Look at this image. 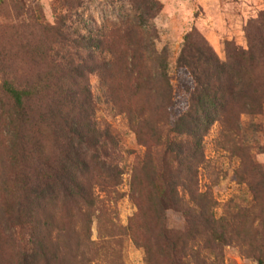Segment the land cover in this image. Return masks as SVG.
Wrapping results in <instances>:
<instances>
[{"label":"trees","instance_id":"obj_1","mask_svg":"<svg viewBox=\"0 0 264 264\" xmlns=\"http://www.w3.org/2000/svg\"><path fill=\"white\" fill-rule=\"evenodd\" d=\"M148 1L162 10L154 0H143L145 6ZM260 25L245 28L247 49L232 41L225 43L226 61L219 59L201 34L188 33L176 61L177 77L186 82L179 85L183 98L171 81L165 56L158 59L155 79L136 25L121 21L96 30V36L78 33L91 44L79 51L80 59L90 61L107 102L127 117L145 149L132 166L131 199L137 203L138 215L157 224L154 238H133L143 248L147 264H156L159 236L164 240L161 251L172 264H181L185 257L209 264L199 255L200 245L207 249L211 240L226 242L232 232L241 237L264 232V168L246 142L238 143L244 116L250 118L252 128L262 131L256 119L264 113V14ZM62 59L65 66L44 81L29 78L21 85L14 80L0 83L1 118L8 121L10 132L8 154L19 172L16 203L8 213L18 235H28L26 244L24 237L20 242L21 264H92L85 258L96 245L92 224L107 215L106 199L117 194L122 184L124 172L115 153L111 156L106 151V133L86 122L81 116L84 111L75 108L90 104L87 97L81 101L87 88L76 89L83 74L72 68L69 54ZM68 80L71 85L66 88ZM51 94L54 105L48 104ZM38 104L40 111L34 109ZM40 124L66 132L63 139L57 134L56 150L42 143ZM215 124L233 144L239 182L251 194L252 206L246 210L249 221L238 213L232 231L230 223L217 217V201L200 180L206 163L204 140ZM169 211L185 218L181 246L170 237ZM190 243L197 247L190 248ZM258 263L264 264V251Z\"/></svg>","mask_w":264,"mask_h":264},{"label":"rangeland","instance_id":"obj_2","mask_svg":"<svg viewBox=\"0 0 264 264\" xmlns=\"http://www.w3.org/2000/svg\"><path fill=\"white\" fill-rule=\"evenodd\" d=\"M154 1L162 6L161 11H157L156 5L150 1L145 6L143 0L136 3L126 0H0V83L14 80L21 85L29 78L44 81L48 75L58 74L59 68L65 66L63 55L69 54L72 68L83 74L78 80L79 88H75H87L81 101L86 97L90 100V104L80 103L75 108L84 111L81 116L86 122L106 133V151L111 156L115 153V161L124 172L119 192L106 199L107 215L101 221L95 219L92 224V241L96 245L85 255L92 264H147L143 248L137 246L133 238L140 237L144 241L148 237L154 238L157 224L152 218L138 215L137 203L131 199L132 166L138 157L143 156L145 149L139 145L127 117L119 115L107 102L90 61L80 59L79 51L90 48L91 44L80 39L78 33L89 37L92 32L91 35L96 36V30H105V26L121 21L136 25L143 35L155 79L159 77L158 59L165 56L171 81L183 98L185 95L179 85L186 82L177 77L176 61L185 36L192 31L198 32L219 59L226 61L225 43L232 41L247 49L249 41L245 28L249 24L261 26V15L264 14V0ZM70 75L75 77L73 73ZM66 83L68 88L71 83L69 80ZM53 98L51 94L49 105L56 103ZM39 107L40 104L34 105V109L40 111ZM8 108L6 106V110ZM71 109L68 106L67 111ZM2 114L0 102V264H21L24 252L19 250L20 242L24 237L26 244L28 235H18L8 213L16 203L19 172L9 158L10 132L8 121L1 118ZM36 120L39 121V115ZM256 120L262 131L250 126L249 117H243V137L238 143L246 142L254 160L264 168V113ZM40 129L42 143L51 149L58 148L57 134L60 139L67 136L66 132L55 131L47 125L40 124ZM204 149L206 163L200 173L202 188L211 191L217 201V217L230 223L229 230L232 231L238 213L243 221H249L246 210L252 206L251 194L247 186L239 182L236 173L239 159L233 144L220 133L218 124L206 136ZM107 164H111V160ZM184 219L175 211L167 214L170 237L173 242L178 240L179 246L182 245L180 239L185 238ZM156 241L155 263L172 264L161 251L164 240L159 236ZM196 245L190 243V248H196ZM208 247L200 245L198 251L209 264H259L258 256L264 251V232L249 233L244 237L232 232L226 242L211 240ZM187 253L191 254L190 251ZM189 258L185 257L181 264H197L193 257Z\"/></svg>","mask_w":264,"mask_h":264}]
</instances>
